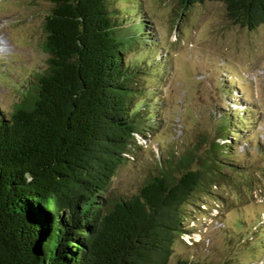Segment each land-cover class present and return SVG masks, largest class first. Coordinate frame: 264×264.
<instances>
[{"label": "trees", "instance_id": "trees-1", "mask_svg": "<svg viewBox=\"0 0 264 264\" xmlns=\"http://www.w3.org/2000/svg\"><path fill=\"white\" fill-rule=\"evenodd\" d=\"M51 1L48 66L0 114V264H204L173 257L193 206L210 205L203 194L228 203L214 189L229 182L240 209L258 189L232 158L236 120L226 113L215 129L226 141L202 136L184 154L175 142L137 191L112 195L119 168L154 134L157 92L144 82L153 48L130 54L155 39L143 35L147 18L128 21L136 10L123 14L110 0ZM219 1L232 23L264 24V0Z\"/></svg>", "mask_w": 264, "mask_h": 264}, {"label": "rangeland", "instance_id": "rangeland-1", "mask_svg": "<svg viewBox=\"0 0 264 264\" xmlns=\"http://www.w3.org/2000/svg\"><path fill=\"white\" fill-rule=\"evenodd\" d=\"M110 1L123 14L136 10L128 21L136 15L149 20L143 35L155 44L139 42L130 56L153 48L149 56L154 64L144 82L156 88L152 100L158 109L153 136L142 137L144 147L119 168L112 195L137 191L175 142L184 154L202 136L226 141L215 129L227 113L237 122L229 121L228 135L241 133L232 145V158L247 165L258 189L240 209L232 201L237 194L229 182L214 189L228 203L218 206L212 194H203L210 205L193 206L185 224L190 231L176 238L173 257L204 264H264V24L249 29L232 23L219 0L186 9L183 0ZM52 7L51 0H0V114H8L24 86L33 85L34 71L48 66L45 21Z\"/></svg>", "mask_w": 264, "mask_h": 264}]
</instances>
